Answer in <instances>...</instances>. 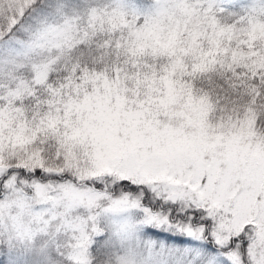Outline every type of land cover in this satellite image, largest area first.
<instances>
[{
  "label": "snow or ice",
  "instance_id": "6c2138e0",
  "mask_svg": "<svg viewBox=\"0 0 264 264\" xmlns=\"http://www.w3.org/2000/svg\"><path fill=\"white\" fill-rule=\"evenodd\" d=\"M0 264H264V0H0Z\"/></svg>",
  "mask_w": 264,
  "mask_h": 264
}]
</instances>
